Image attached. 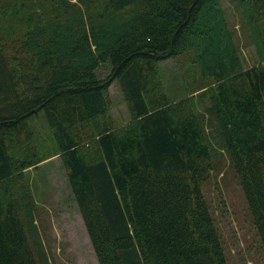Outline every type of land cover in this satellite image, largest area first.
Instances as JSON below:
<instances>
[{"label":"trees","instance_id":"16d2710c","mask_svg":"<svg viewBox=\"0 0 264 264\" xmlns=\"http://www.w3.org/2000/svg\"><path fill=\"white\" fill-rule=\"evenodd\" d=\"M227 1L257 52L249 67L222 0H0V264H39L16 199L42 159L40 111L98 264H228L201 188L214 165L203 116L158 76L186 52L264 250V0ZM114 81L130 109L120 126Z\"/></svg>","mask_w":264,"mask_h":264},{"label":"rangeland","instance_id":"374dc122","mask_svg":"<svg viewBox=\"0 0 264 264\" xmlns=\"http://www.w3.org/2000/svg\"><path fill=\"white\" fill-rule=\"evenodd\" d=\"M76 1V0H71ZM222 6L244 67L257 63V52L250 38L241 9L236 2L222 0ZM3 31V28H0ZM110 66H99L105 77ZM158 76L170 101L190 97L200 110L204 136L212 151L213 168L201 188L215 227L220 235L228 264H264V250L253 226L247 203L227 153L218 125L204 111L207 98L192 54L159 63ZM110 114L114 125L130 120V109L118 84L109 86ZM41 161L27 168L29 191L16 199L27 238L39 264H98L77 205L68 186L65 168L43 112L29 119ZM18 149V154L21 149ZM41 256V259H40Z\"/></svg>","mask_w":264,"mask_h":264}]
</instances>
